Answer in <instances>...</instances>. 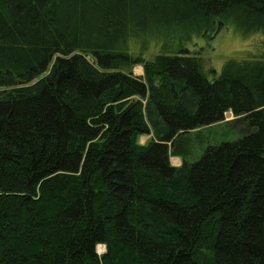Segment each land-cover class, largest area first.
Instances as JSON below:
<instances>
[{
	"label": "trees",
	"instance_id": "trees-1",
	"mask_svg": "<svg viewBox=\"0 0 264 264\" xmlns=\"http://www.w3.org/2000/svg\"><path fill=\"white\" fill-rule=\"evenodd\" d=\"M230 26L264 0H0V264H264V42L213 80L188 48Z\"/></svg>",
	"mask_w": 264,
	"mask_h": 264
},
{
	"label": "rangeland",
	"instance_id": "rangeland-1",
	"mask_svg": "<svg viewBox=\"0 0 264 264\" xmlns=\"http://www.w3.org/2000/svg\"><path fill=\"white\" fill-rule=\"evenodd\" d=\"M263 42V34L254 33L248 36L235 27L230 26L220 30L213 39L204 37L195 38L188 44V48L201 50L200 54L205 62L204 65L207 76L210 80H213L222 72L223 66L228 60L248 59L260 53V50H262L260 49L262 47L261 44ZM129 48L135 54L143 53L147 59L153 58V56L161 50L160 45L154 40H149L146 46H143L141 40L136 38L129 41ZM133 72L136 75H143V66H134ZM234 118L235 116L210 126L195 128L191 132H188L186 136L189 137L190 143L186 146L184 139L180 142V147L182 149L184 147L189 150L188 160L193 161L198 158L208 144H216L223 140L233 138L235 134L231 132L227 123ZM150 137V135H141L138 141L141 144H146ZM170 162L174 166H179L182 163V158L174 154L172 149L170 150ZM97 251L98 254H103L106 251L105 245H100Z\"/></svg>",
	"mask_w": 264,
	"mask_h": 264
},
{
	"label": "water",
	"instance_id": "water-1",
	"mask_svg": "<svg viewBox=\"0 0 264 264\" xmlns=\"http://www.w3.org/2000/svg\"><path fill=\"white\" fill-rule=\"evenodd\" d=\"M224 116H225V119H230L234 117V113L232 110H230V111L225 112Z\"/></svg>",
	"mask_w": 264,
	"mask_h": 264
},
{
	"label": "crops",
	"instance_id": "crops-1",
	"mask_svg": "<svg viewBox=\"0 0 264 264\" xmlns=\"http://www.w3.org/2000/svg\"><path fill=\"white\" fill-rule=\"evenodd\" d=\"M140 75V74H139ZM142 75V74H141Z\"/></svg>",
	"mask_w": 264,
	"mask_h": 264
}]
</instances>
